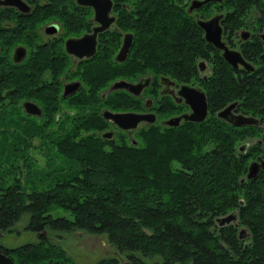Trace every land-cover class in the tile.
<instances>
[{
	"label": "trees",
	"instance_id": "trees-1",
	"mask_svg": "<svg viewBox=\"0 0 264 264\" xmlns=\"http://www.w3.org/2000/svg\"><path fill=\"white\" fill-rule=\"evenodd\" d=\"M48 1L28 15L33 21L25 33L51 16H60L71 31L85 26V12L75 0ZM115 1L127 4L119 21L134 34L129 56L115 60L120 35L104 32L80 73L87 84L81 92L60 97L58 74L67 60L50 47L32 48L20 63L8 55L0 59V229H11L28 213V226L39 232L49 226L106 233L129 256L127 262L112 257L97 264H264V169L247 176L250 162L264 157V128L234 125L217 115L240 99L238 109L264 124L263 44L255 39L249 45L252 57L263 53L256 62L263 68L244 78L217 52L213 73L204 81L205 119L153 122L133 135L119 130L105 137L108 122L102 108L143 107L140 97L110 90L114 79L154 72L186 81L197 75V59L212 54L211 42L187 10L190 0ZM219 5L220 10L233 9L226 26L258 15L264 23V0H223ZM26 36L34 47V37ZM0 39L6 47L13 42L4 35ZM47 67L53 69L54 84L43 78ZM25 98L40 101L42 116L26 113ZM61 100L74 113L58 117ZM241 142L249 146L242 149ZM57 210L68 215H55ZM230 212L236 218L218 221ZM0 249L16 264L69 263L64 249L47 237L17 247L0 243Z\"/></svg>",
	"mask_w": 264,
	"mask_h": 264
},
{
	"label": "flooded vegetation",
	"instance_id": "flooded-vegetation-1",
	"mask_svg": "<svg viewBox=\"0 0 264 264\" xmlns=\"http://www.w3.org/2000/svg\"><path fill=\"white\" fill-rule=\"evenodd\" d=\"M17 1L21 4V6L17 3ZM112 1H113V5L110 14L114 15L115 18L106 29L99 31L97 33L96 52L98 49V44L104 32L108 31L112 36L118 33L120 35V43L114 53V59L117 60L118 62H122L125 61L129 56L132 45L130 47L128 55L124 60L117 59L116 57L117 53L119 52L123 44L125 35L127 33H131L134 38V34L132 30L123 29L120 25V21H119V19L121 18L120 15L122 13V8L126 7L127 5L126 2L121 1L120 3L117 4L115 0ZM191 1L192 0H190L187 5V10L190 14L196 17V21L198 24H199L198 20L200 18L208 19L216 14L222 13V16L219 19V23L222 26L221 39L229 48L239 51L241 56L248 63L251 64V67H248L242 61H239L238 64L234 66L223 56V49L217 47L214 43L211 42L212 45L211 46L209 45V48L211 49V53H212L211 57L202 58V59L198 58L196 62L197 75H193L192 77L188 78L186 81L172 74L160 73L158 75H155L154 72L146 73L144 76L140 75L137 79H133L130 77H118L114 79L113 82L117 79H126L132 82H137L142 77L145 76L150 77L149 83L145 86V88L142 89L141 93L138 95L131 92L127 88L116 89V90H125L127 93H129V95L140 97L143 105L141 109H130V108L112 109L110 107L107 108H110L111 110H115V111L134 110L140 112H154L157 115L155 122L168 125L166 123V120L168 118L182 115L184 113H189L192 111V107L187 102L186 97L180 92L183 86L192 87L194 89H198L200 91L205 92L208 103V110H209L208 93L205 86L206 83L204 81L208 80L211 74L213 73L214 58L217 52L218 54H220L225 58V60L231 67V70L236 75H240L241 78L248 76L249 73L255 71V69L260 71L263 68V66H261L260 63L259 65L256 63L263 57V53H262V57H260L261 56L260 54V56L254 58L250 55V51H249L250 49L249 45H252L251 43H254L255 39H258V41H260V43H262L264 46V23H262L260 15L252 19L243 17L242 21L238 23V25H236L235 27L233 24L230 25L227 24L226 26L225 21L233 19L231 18L233 9L231 8V6H227V10H220L219 3H221L223 0L209 1L205 3L204 5L209 3L211 4L209 7L210 9L209 8L202 9L204 5H202L199 8L191 9L190 8ZM47 3H49L48 0H33V1L32 0H0V35L6 36L7 37L6 41H8L9 38L13 39V42L8 47H6V45L2 43L5 40L0 39V59L2 58V56L8 55L9 58L15 63L24 62L29 57L32 48H34L37 52H39L40 51L39 47L41 46L50 47L54 52L56 53L59 52L61 56H63L67 60V65L65 66V69L63 70V72L61 71V73L58 74L59 94L60 97L67 98L70 95L76 94L77 92H81L84 86L87 87V84L84 81V79L80 76V73L82 72V69H84V63H86L89 58L93 57L96 54L95 52V54H93L92 56L81 57L76 54L70 53L66 45L67 39L70 37H80L86 33L93 32V28L96 25H99L100 22L95 19V10L93 6L88 4H83L75 0V3L78 5V8L82 9L83 12H85L86 24L84 27H81L80 30L71 31L64 24V21L60 16H51L37 20L35 25L31 27V31L29 33H25L30 28L29 23H32L33 21V19H31L28 15L33 13L34 9H36L37 7H42ZM27 34H31L32 37H34L35 39L33 41V44H35L34 47H31L30 42L27 40L28 38L26 36ZM203 34L205 36L204 29H203ZM57 43L60 44L59 48H55V46H57L56 45ZM20 46H22L20 52L23 51L24 55H22V53H19V56H21L22 59L18 61L15 59V52L17 48ZM202 60L203 62H201ZM43 78L47 80L46 83L54 84L56 78H55V74L53 73V69L50 67L44 69ZM66 84L69 85L68 90L72 91L75 89V91L65 94ZM105 92L106 91H104L103 94ZM26 101L35 102L39 106L40 112L38 113L28 112L25 109V105H24ZM234 101H236L237 103L235 108H233V111L245 113L238 109L239 101L241 100L239 99ZM21 103L26 113L42 116L43 107L40 101L36 99L25 98L22 100ZM60 103H61V107H60V111L57 113L58 117H62L63 112L68 111L70 113H74L73 109L66 107L67 104L66 100H61ZM104 109L105 107L102 108L101 110L102 115ZM257 118L259 121L255 124L260 125L264 128V124L260 122V117L257 116ZM106 119L108 124L114 126V129L116 127L118 131L123 130L129 134L132 133L129 131V129L121 128L110 119L108 118ZM184 120L186 119H182L180 123ZM142 123L144 124L141 125ZM145 124L147 125L148 122L141 121L139 125L144 126ZM246 143L248 144V142ZM240 146L246 148L245 145H240ZM253 160L262 161L264 160V157L258 155ZM262 169H264V167H260L259 172Z\"/></svg>",
	"mask_w": 264,
	"mask_h": 264
},
{
	"label": "water",
	"instance_id": "water-1",
	"mask_svg": "<svg viewBox=\"0 0 264 264\" xmlns=\"http://www.w3.org/2000/svg\"><path fill=\"white\" fill-rule=\"evenodd\" d=\"M80 3L88 4L94 7L95 10V19L100 22L99 25H96L93 28V32L86 33L80 37H70L67 39L66 45L70 53L76 54L78 56H92L96 52L97 48V33L106 29L114 20V15H111V9L113 5L112 0H77ZM209 1H220V0H192L190 8H199ZM21 6V4L17 1ZM222 16V13L216 14L211 18L204 19L200 18L198 20L199 24L205 30V38L214 43L217 47L223 49V56L234 66L238 64L239 61H242L248 67H251V64L248 63L240 54L239 51L229 48L224 41L221 39L222 35V26L219 23V19ZM133 35L127 33L125 35L123 44L117 53V59L124 60L128 55L130 47L132 45ZM22 46L18 47L15 52V59L21 60L19 53L24 55V52L21 51ZM203 62V60L201 61ZM150 77H142L137 82H132L126 79H117L110 85V90L118 88H127L136 95L140 94L142 89L149 83ZM68 84L65 86V94L74 92V90H68ZM180 92L186 97L187 102L191 105L192 111L189 113H184L182 115L173 116L166 120V123L169 125H178L182 119L192 120V121H201L205 119L208 114V103L206 99V94L203 91L194 89L192 87L183 86ZM236 101H233L221 108L217 114L218 116L224 118L225 120L231 122L234 125H250L255 124L259 120L254 114H245L242 112H234L233 108L236 106ZM25 109L30 113L40 112L39 106L33 101H26L24 103ZM104 117L110 119L116 123L119 127L124 129H129L132 132V129H135L139 126L141 121L154 122L157 118L156 113L154 112H140V111H115L110 108H105L103 110ZM113 130H107L102 132V136L112 137ZM260 167H264V160L258 161L253 160L249 165V170L247 176L249 178L254 177L258 174ZM236 218L235 212H230L226 215L218 217L220 223L229 222L230 220ZM43 234H46V231H43ZM0 264H16L14 258L10 256L7 252L0 249ZM46 264H69L60 261H51Z\"/></svg>",
	"mask_w": 264,
	"mask_h": 264
},
{
	"label": "rangeland",
	"instance_id": "rangeland-1",
	"mask_svg": "<svg viewBox=\"0 0 264 264\" xmlns=\"http://www.w3.org/2000/svg\"><path fill=\"white\" fill-rule=\"evenodd\" d=\"M45 56H50V51H46ZM143 124L144 123L141 125ZM106 129L113 130L114 137L117 135L118 130L116 127L114 129L113 125L108 124L102 131H107ZM135 132L136 130L133 131L132 135ZM250 142L254 141L250 140ZM241 145L248 147L246 142H241ZM38 154L39 156L41 155L40 153ZM41 161H43V159H41ZM61 214L68 215V212L63 210L55 211V215ZM29 221L30 214L25 213L11 229H0V243L5 247H17L26 243L39 242L43 237H47L50 242L64 249L66 255L69 257V264H97L101 259L112 257H117L120 262H127V260H129L128 253L119 251L116 245L109 240L106 233H92L84 229L53 228L47 226L46 230L44 229L46 234H43L44 230L39 232L29 227ZM239 227V229H241L244 226ZM135 254L139 255L144 260L148 261L149 259L139 252Z\"/></svg>",
	"mask_w": 264,
	"mask_h": 264
},
{
	"label": "bare ground",
	"instance_id": "bare-ground-1",
	"mask_svg": "<svg viewBox=\"0 0 264 264\" xmlns=\"http://www.w3.org/2000/svg\"><path fill=\"white\" fill-rule=\"evenodd\" d=\"M202 59V58H201ZM145 88V87H144ZM235 108V107H234ZM256 125V124H255ZM236 214V213H235Z\"/></svg>",
	"mask_w": 264,
	"mask_h": 264
}]
</instances>
